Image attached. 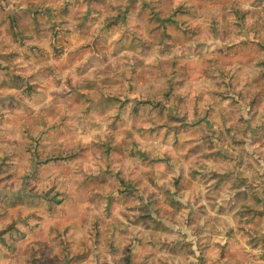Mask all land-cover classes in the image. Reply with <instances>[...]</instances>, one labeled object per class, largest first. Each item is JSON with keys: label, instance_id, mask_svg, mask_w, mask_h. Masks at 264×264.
I'll return each mask as SVG.
<instances>
[{"label": "rangeland", "instance_id": "obj_1", "mask_svg": "<svg viewBox=\"0 0 264 264\" xmlns=\"http://www.w3.org/2000/svg\"><path fill=\"white\" fill-rule=\"evenodd\" d=\"M174 157L264 171V0H0V264H194Z\"/></svg>", "mask_w": 264, "mask_h": 264}, {"label": "crops", "instance_id": "obj_2", "mask_svg": "<svg viewBox=\"0 0 264 264\" xmlns=\"http://www.w3.org/2000/svg\"><path fill=\"white\" fill-rule=\"evenodd\" d=\"M170 164L172 168L167 165V170L152 176L143 173L147 170L143 166L136 170L142 175L139 172L133 177L138 180L144 175L147 181L143 186L147 187L150 179L162 176L157 185L168 193L175 192L176 186L170 187L174 183L172 174L178 172L181 176L178 166L182 161L174 157ZM184 170L176 188L179 201L168 204L173 208L167 207L158 219L183 233L191 232L189 225L194 222V264H264V171L228 169L215 173L225 179L204 184L200 178L189 175L187 168ZM165 171L169 175L164 176ZM131 187L137 188L134 184Z\"/></svg>", "mask_w": 264, "mask_h": 264}, {"label": "trees", "instance_id": "obj_3", "mask_svg": "<svg viewBox=\"0 0 264 264\" xmlns=\"http://www.w3.org/2000/svg\"><path fill=\"white\" fill-rule=\"evenodd\" d=\"M29 91L30 92H34L35 90H34V88L33 87H29ZM242 121L243 122H245V119L242 117ZM198 168V167H197ZM195 166H190L189 168H188V173H189V175H191L192 177H194V178H200V180H202L203 181V183L204 184H206L207 182H208V180H212V181H216L217 180V182L218 181H221V180H223V179H225V178H223L222 176H213V175H211V174H209V175H204L203 173H202V171L203 170H205L204 168H203V166H199V168L200 169H197ZM183 175V173L181 174V176ZM263 176V175H262ZM180 178V180H182L183 178H181V177H179Z\"/></svg>", "mask_w": 264, "mask_h": 264}]
</instances>
